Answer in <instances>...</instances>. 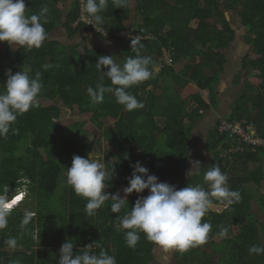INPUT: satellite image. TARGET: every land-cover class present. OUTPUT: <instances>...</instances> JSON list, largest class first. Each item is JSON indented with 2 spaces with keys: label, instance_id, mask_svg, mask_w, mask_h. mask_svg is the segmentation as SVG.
Listing matches in <instances>:
<instances>
[{
  "label": "trees",
  "instance_id": "16d2710c",
  "mask_svg": "<svg viewBox=\"0 0 264 264\" xmlns=\"http://www.w3.org/2000/svg\"><path fill=\"white\" fill-rule=\"evenodd\" d=\"M79 1L75 0L65 12V0H25L29 14H38L44 6L49 9V23L45 25L49 37L41 48L31 50L0 42V88L6 83L8 70L15 73L24 66L32 76L37 71L42 73L44 87L38 100L59 101L75 118L90 115L98 130L95 138L106 139L114 151L109 152L106 164L114 170L106 189L110 195L119 193L123 198V189L133 172L130 165L137 161L159 182L177 189L197 184L207 188L203 174L208 166L219 164L228 176L230 189L239 191L242 199L229 208L214 205L204 217L212 224L207 243L185 252L176 251L173 259L176 264H264V255H250L248 251L253 245L264 246V224L257 219L254 208L264 212V167L260 159L264 152L247 150L223 157L230 143L226 135L218 132V120L206 145L212 160L201 165L198 173L186 175L196 123L218 107L217 85L227 64L225 51L236 36L229 19L231 13L239 17L246 30L249 52L242 62L247 73L245 84L240 74L241 91L227 120H253L264 137V0H129L123 8H116L109 0L101 15L112 36L133 27L146 28L155 35L142 42L141 53L151 56L159 70L154 78L130 89L144 103L143 109L130 113L111 94H105L100 104L91 103L87 88L95 87L101 79L102 72L96 68L98 58L110 55L122 65L128 56H135L131 44L98 36L120 42V50L109 53L86 45L81 53L79 45L50 40L51 33L60 26L70 38L85 29L83 24L74 26ZM132 2L135 25L127 26ZM164 49L171 53V65L162 60ZM46 64L51 66L47 70L43 67ZM104 83L111 82L104 77ZM38 103L39 107L18 116L12 125L15 133L10 131L0 137V200L9 190L27 187L22 206L9 212L7 227L0 229V264H59L60 249L66 240L76 243L74 252L99 243L100 247L94 250L98 253L103 248L116 257L117 264H155L158 246L143 233L135 249L126 245L124 230L117 228V214L111 212V201L96 215L85 214L87 201L66 183V168L71 166L74 155L89 158L95 142L83 130L82 122L61 131L60 108ZM252 163L257 167L250 169ZM175 178L181 179L179 185L174 183ZM148 194L145 190L143 194L128 196L129 208ZM25 211L34 215L28 225L21 227ZM236 227L239 233L229 238L227 235ZM222 228L227 229L224 236L219 234ZM10 237L17 241L15 248L5 244Z\"/></svg>",
  "mask_w": 264,
  "mask_h": 264
},
{
  "label": "clouds",
  "instance_id": "9594fccd",
  "mask_svg": "<svg viewBox=\"0 0 264 264\" xmlns=\"http://www.w3.org/2000/svg\"><path fill=\"white\" fill-rule=\"evenodd\" d=\"M109 0H80L82 16L95 28L102 25L101 15L108 7ZM116 8H123L129 0H111ZM25 0H0V42L10 47L20 46L24 49H39L48 40L49 33L45 25L49 23V9L44 6L39 13L29 14ZM97 30V29H96ZM143 44L139 38L131 39V51L135 56H128L121 65L113 56L104 55L98 58L96 68L102 76L95 87H88L87 93L91 103L100 104L105 94L115 97L116 103L122 105L128 113L144 108V103L130 91L131 88L154 78L158 65L151 56L142 55ZM47 70L50 65L43 66ZM7 80L0 88V137H6L10 131L15 133L12 125L18 116L39 107L38 96L44 87L42 73L37 71L34 76L23 68L13 73L6 72ZM104 77L111 82L104 83ZM128 186L123 189V198L119 193L110 195L106 189L114 175V170L106 167L105 163L74 155L72 164L66 168V183L77 196L84 198L85 214L94 216L106 202L111 201V212L117 214L115 220L118 230H124L125 243L135 249L140 242L141 233L154 245L165 250L174 249L185 252L190 248L204 245L212 232V224L204 220L209 210L219 204L229 208L242 199L241 193L232 190L228 184V176L219 164L210 165L203 174L207 188L197 184L188 185L182 189L166 182H159L158 177L150 173L140 161L134 165ZM201 164L192 163V168L186 173L192 176L198 173ZM133 207L129 208L128 196L133 193L143 194ZM19 198L17 204L12 202ZM24 193L4 201L0 200V229L7 227L9 212L21 206ZM122 213V214H121ZM34 213L25 211L21 227L28 225ZM221 236L227 234L222 228ZM9 248H15L17 241L10 237L5 241ZM76 243L66 240L60 249L59 264H117L116 257L103 248L97 253L94 249L99 243H92L74 252ZM250 255H264V246L253 245L249 248Z\"/></svg>",
  "mask_w": 264,
  "mask_h": 264
},
{
  "label": "rangeland",
  "instance_id": "374dc122",
  "mask_svg": "<svg viewBox=\"0 0 264 264\" xmlns=\"http://www.w3.org/2000/svg\"><path fill=\"white\" fill-rule=\"evenodd\" d=\"M230 21H231L235 31L238 33V38L240 37V35L243 36L244 33L246 32V30L241 25L240 19L235 13H231ZM55 34L56 33H54L53 35H55ZM63 37H64V30L63 29L58 30V33L55 35V39H62ZM240 38L242 40H244L243 37H240ZM65 43H67V42H65ZM18 47L19 46H16V48H18ZM91 47H94L93 44L92 45L87 44V48L91 49ZM248 49L249 48L247 47L245 50V54L248 53ZM79 51L81 53H83L84 46ZM230 51H231V49L228 52H230ZM240 64H238V66H237V63H234V64H231L229 66V68L227 67V71L224 74V76L222 77L223 81H221L220 84H218V86H217V90H219L221 92L222 98L230 100L231 103H233V101L239 96L238 93L241 91V87H242V84H239V76L236 79V80H238L237 81L238 83H235V81L232 80L233 76L236 74V72L243 75L242 83H244V84H245V82H244L245 77L247 76L246 71H244L242 69ZM38 101L44 106H48V105L52 104V105H56L57 107L60 108L62 116H61L60 120L58 121V126L60 127L61 131H64L65 129H67L70 126H73L76 123H79V122L84 123L83 130L86 131L88 133V135L90 136V138L92 140H94V142H95L94 150L91 153L92 158L97 159L102 163H105V165L107 164V156H108L109 152L111 153L114 151L112 150L111 147H109L106 139L97 140L95 138L98 130L92 124L90 115H85L84 117H81V118H75L73 116V114L67 108L63 107L59 101H56L53 103L48 102L46 99H40ZM221 114L222 113H220L219 110H215V111L209 110L206 113L205 119L196 123L194 137L191 140V144H190V148H189L190 160H189V165H188V171L192 168V163L195 161H199L201 165H204V164H208L212 160L213 155L206 147L207 138L209 136L210 131L215 127L216 120L221 116ZM227 118H229V117H227ZM162 122H163L162 120H159V123H162ZM111 124H113V123H111ZM255 167H257V164H252L250 166V169H254ZM236 175H238V173H236ZM188 177H190V176H188ZM174 183L179 185L181 183V179L175 178ZM252 187H253V185L250 186L251 192L254 191V188H252ZM26 190H27L26 186H23V188L20 191L9 190L8 194L6 196H4L1 200L7 201V200L15 197L16 195H18L21 192H24ZM26 193H27V191H26ZM31 201L29 204H30V207L33 208ZM26 202H28V200H26ZM21 206H22V204H21ZM254 208H255L257 219L264 224V212L260 213L259 208L256 206H254ZM242 225H244V222L241 223V226ZM238 233H239V228L236 227V228H233V231L230 232L227 236L229 238H232ZM262 242L264 244V237L262 238ZM175 252H176V250H174V249L165 250L162 247L158 246L155 249V259H156L155 264H176L177 262L173 259Z\"/></svg>",
  "mask_w": 264,
  "mask_h": 264
},
{
  "label": "built area",
  "instance_id": "2783aa9c",
  "mask_svg": "<svg viewBox=\"0 0 264 264\" xmlns=\"http://www.w3.org/2000/svg\"><path fill=\"white\" fill-rule=\"evenodd\" d=\"M79 15L74 26L83 24L85 29L95 34L96 36L103 37L104 39H117L123 41L125 44H131V39L139 38L142 44L145 40H152L155 38L154 33L146 28H126L117 32L115 35H111L105 28V25H98L96 28L89 24L86 14L82 16L81 4L79 1ZM97 29V30H96ZM164 57L162 60L165 64L171 65L172 58L169 50H163ZM218 132L221 135H226L229 139L230 147L223 152V157L229 155L243 154L247 150H251L253 153L259 151L264 152V137L260 135L258 127L253 120L244 119L242 121H228L227 119H220Z\"/></svg>",
  "mask_w": 264,
  "mask_h": 264
},
{
  "label": "crops",
  "instance_id": "0c3cea01",
  "mask_svg": "<svg viewBox=\"0 0 264 264\" xmlns=\"http://www.w3.org/2000/svg\"><path fill=\"white\" fill-rule=\"evenodd\" d=\"M74 1L75 0H65V3H64V6H65L64 11L65 12L71 8V4ZM132 9H133V12H132L131 18H130L127 26H130V25L134 26L135 25L134 24L135 23V17H134L135 16V14H134L135 13V10H134L135 9V3L134 2H132ZM136 23L139 24L140 21L136 20ZM231 25H232V23H231ZM61 29L64 30V37L62 39H55V35L58 33V30H61ZM54 33H56V34L53 35ZM244 35H245V33H244ZM244 35L243 36L240 35V37L244 38V40H242L240 37L238 38V33L236 32L235 40L232 42V44L228 48V51L230 49H231V51L230 52L225 51L227 64H226V67H225L224 74L227 71V67L229 68V66L231 64H234V63H237V66H238V64L241 63L240 66L243 69L242 62H243L244 57L247 55V54H245V50H246L247 47L249 48V46L246 45V43H245V36ZM85 38L89 40L88 43L86 42ZM50 40L58 41L59 43H61L63 45H73V46L79 45L80 46L79 50L82 49L83 46H86L87 44H89V45L93 44V46H97L101 50L109 52V53H116L117 51L120 50V47L122 45L118 41L102 40L101 38H99L98 36L94 35L93 33L89 32L86 29H81L77 35H75L73 38H70L63 26L58 27L54 32L51 33ZM65 42H67V43H65ZM91 48H93V47H91ZM248 52H249V49H248ZM224 74L222 75V77L224 76ZM239 75L240 74L238 72H236V74L233 76L232 80L235 81V83H237L238 80H236V79H237V77ZM221 81H223V78H221ZM220 82H219V84H220ZM218 93H219L218 107H217V109H211L213 111L219 110L220 113H222L221 116L216 121H218L220 119H228L227 117H229V115L232 113V111H233V109L235 107L236 101H237V98H236L233 101V103H231L230 100L222 98L221 92L219 90H218ZM205 95L207 96V93H205ZM238 95H239V93H238ZM261 156H262L260 158L261 159V164L264 167V156H263V154H261ZM252 164H256V163H252ZM252 164H250V166Z\"/></svg>",
  "mask_w": 264,
  "mask_h": 264
},
{
  "label": "bare ground",
  "instance_id": "6f19581e",
  "mask_svg": "<svg viewBox=\"0 0 264 264\" xmlns=\"http://www.w3.org/2000/svg\"><path fill=\"white\" fill-rule=\"evenodd\" d=\"M16 196H17V195H16ZM17 203H18V202L13 201V202H12V205H15V204H17Z\"/></svg>",
  "mask_w": 264,
  "mask_h": 264
}]
</instances>
